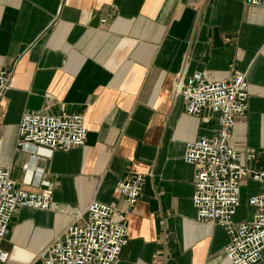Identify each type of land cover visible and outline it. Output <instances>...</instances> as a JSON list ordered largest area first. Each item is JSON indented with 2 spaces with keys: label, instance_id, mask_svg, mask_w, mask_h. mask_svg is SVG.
<instances>
[{
  "label": "crops",
  "instance_id": "crops-1",
  "mask_svg": "<svg viewBox=\"0 0 264 264\" xmlns=\"http://www.w3.org/2000/svg\"><path fill=\"white\" fill-rule=\"evenodd\" d=\"M0 71L11 74L0 104V166L19 189L49 185L57 207L16 212L2 244L7 264H44L41 252L73 222L71 213L94 201L128 222L118 264H230L225 230L196 220L195 168L183 159L188 144L216 135L217 116L188 115L174 85L195 72L208 81L245 76L249 111L236 118L231 144L243 166L262 170L264 7L247 0H0ZM28 113L81 114L88 128L84 146L37 163L31 183L24 170L30 153L16 151ZM136 175L146 181L130 207L116 188ZM263 192V183L241 182L237 221L252 218L248 200Z\"/></svg>",
  "mask_w": 264,
  "mask_h": 264
},
{
  "label": "built area",
  "instance_id": "built-area-1",
  "mask_svg": "<svg viewBox=\"0 0 264 264\" xmlns=\"http://www.w3.org/2000/svg\"><path fill=\"white\" fill-rule=\"evenodd\" d=\"M264 7V0H247ZM11 74L0 71V104L9 90ZM185 112L201 116L205 110L217 116L219 129L213 137H202L186 146L183 159L195 168L193 205L198 222L220 226L229 236L226 258L230 264H258L264 251V192L249 198L254 208L247 221H237L241 205V182L246 178L264 184V168L250 170L241 164L242 155L231 144L235 120L249 111L248 82L243 75L224 81H208L202 72L174 85ZM209 122V118L205 119ZM88 128L81 114H25L18 126L17 152L30 153L25 164L26 182L31 183L37 163L44 164L57 151L84 146ZM255 157L249 154L248 159ZM146 176L136 175L119 182L116 193L130 207L142 196ZM22 208L54 210L53 189L29 192L17 188L11 170L0 166V264L10 260L2 249L16 212ZM69 213V212H67ZM73 222L40 254L44 264H118L128 245V222L113 206L94 201L84 211L74 210ZM118 215V216H117Z\"/></svg>",
  "mask_w": 264,
  "mask_h": 264
}]
</instances>
